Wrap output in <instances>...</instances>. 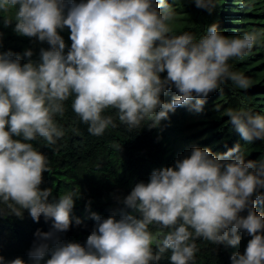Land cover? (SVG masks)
Instances as JSON below:
<instances>
[{"label": "clouds", "instance_id": "1", "mask_svg": "<svg viewBox=\"0 0 264 264\" xmlns=\"http://www.w3.org/2000/svg\"><path fill=\"white\" fill-rule=\"evenodd\" d=\"M194 3L209 14L216 8L215 0ZM0 16L4 27L15 22L16 35L49 46L36 60L31 48L0 51V217L23 219L27 211L36 223L42 216L51 222L48 231L34 233L26 253L31 264H158L165 252L170 264H190L197 240L236 247L241 233L251 238L231 264H264V212L257 211L264 204V159H246L239 144L223 153L192 147L127 195L112 194L117 207L107 218L87 200V219L95 223L81 244L66 233L84 223L73 214L84 197L41 187L52 169L32 143L39 137L54 146L63 138L56 117L70 97L94 136L117 126L105 115L110 109L129 129L145 121L158 128L179 107L199 114L227 81L242 90L252 86L229 61L245 58L260 43L259 32L226 36L213 23L198 40L187 31L169 35L168 0H0ZM65 29L70 46L60 34ZM170 94V101L162 98ZM227 117L245 143L264 141V115L242 107ZM0 264L27 262L0 255Z\"/></svg>", "mask_w": 264, "mask_h": 264}, {"label": "trees", "instance_id": "2", "mask_svg": "<svg viewBox=\"0 0 264 264\" xmlns=\"http://www.w3.org/2000/svg\"><path fill=\"white\" fill-rule=\"evenodd\" d=\"M168 2L175 15L169 35H180L187 31L198 40L213 23L218 24L226 36L251 31L260 33V43L245 58L229 61L231 69L247 76L252 81V86L242 90L227 81L220 91L210 94L198 122L203 131L201 135L207 136V139L197 147H208L214 153H223L239 144L246 159H264V141L245 143L227 117L229 110L242 107L264 115V0H215L216 8L211 14L197 8L194 0ZM14 26L15 22L4 27L3 17L0 16V32L4 34L0 51L11 50L22 54L25 49L31 48L34 50L32 59L36 60L39 49L49 47L46 43L34 42V38L16 35L13 32ZM60 34L70 46V30L65 29ZM27 59L22 57L21 62L25 63ZM171 95L162 98L170 101ZM72 99L70 97L65 102L64 114L56 117L57 125L65 133L63 138L54 146L47 145L39 137L32 143L37 151L48 157L52 169L50 173L43 174L42 188L52 189L53 195L72 190L81 191L84 199L76 202L73 214L84 223L79 227L73 225L66 233V239L83 244L95 223L87 219V200L92 201V211L107 218L117 207L112 194L127 195L137 182H147L153 169L172 166L181 156L173 138L162 126L150 129L149 122L145 121L140 128L129 129L119 122L114 109L107 110L105 115H111L117 126H110L101 136L91 135L88 126L73 111ZM176 112L182 120L193 113L186 107H179ZM113 144L121 145V152L113 148ZM257 211L264 212V204L257 205ZM50 226L51 222H45L43 216L39 223L34 222L27 211L24 212L23 219L14 216L0 217V255L7 260L20 257L31 264L26 253L31 247L34 233L37 229L48 231ZM151 230L155 232L157 229L153 226ZM241 237L243 251H239L237 246H216L210 241L197 240L199 251L190 264H231V255L236 251L243 253L251 238L243 233ZM170 254L165 252L158 264H170Z\"/></svg>", "mask_w": 264, "mask_h": 264}, {"label": "rangeland", "instance_id": "3", "mask_svg": "<svg viewBox=\"0 0 264 264\" xmlns=\"http://www.w3.org/2000/svg\"><path fill=\"white\" fill-rule=\"evenodd\" d=\"M173 19L168 22L169 28L174 24ZM180 117V114L176 111L175 113H170V120L162 121L161 126L171 135L175 142L174 145L179 151L180 156L183 157L190 153L192 147H197L199 143H204L207 136L204 137L201 135V132H203L202 127L198 124L202 118L200 113H191L190 116L184 118V120ZM218 153L222 152L219 151ZM242 242L243 238L241 239V243L237 246L239 251H243Z\"/></svg>", "mask_w": 264, "mask_h": 264}]
</instances>
